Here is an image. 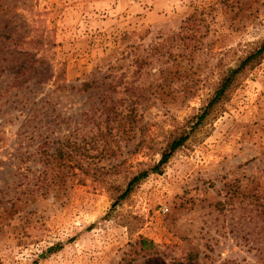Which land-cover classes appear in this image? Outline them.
Returning a JSON list of instances; mask_svg holds the SVG:
<instances>
[{
    "label": "rangeland",
    "instance_id": "1",
    "mask_svg": "<svg viewBox=\"0 0 264 264\" xmlns=\"http://www.w3.org/2000/svg\"><path fill=\"white\" fill-rule=\"evenodd\" d=\"M262 38L264 0H0V264H264V59L117 201Z\"/></svg>",
    "mask_w": 264,
    "mask_h": 264
},
{
    "label": "trees",
    "instance_id": "2",
    "mask_svg": "<svg viewBox=\"0 0 264 264\" xmlns=\"http://www.w3.org/2000/svg\"><path fill=\"white\" fill-rule=\"evenodd\" d=\"M10 36V34H8ZM264 59V38L259 40L255 46L242 56L237 63L228 68L215 83L214 89L208 96L207 101L195 112H193L182 123H177L169 132L164 146L159 150V159L151 166L137 169L129 178L126 188L117 196L120 201L129 196L137 184L151 173H160L161 167L165 165L174 153L190 138L195 130L226 101L241 80ZM75 145V143H74ZM61 153V147L56 148ZM264 214V201L261 203Z\"/></svg>",
    "mask_w": 264,
    "mask_h": 264
}]
</instances>
